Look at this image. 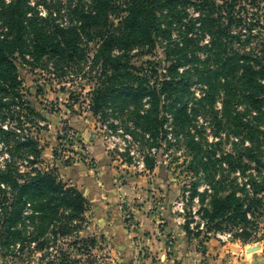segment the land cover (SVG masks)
Here are the masks:
<instances>
[{
	"label": "trees",
	"instance_id": "trees-1",
	"mask_svg": "<svg viewBox=\"0 0 264 264\" xmlns=\"http://www.w3.org/2000/svg\"><path fill=\"white\" fill-rule=\"evenodd\" d=\"M40 1L45 3L46 13L31 0H0L1 111L7 107L6 94L13 97L10 105H19L17 99L22 108L24 105L17 54L32 57L26 59L28 63L52 61L57 68L90 60L97 67L89 92L95 116L106 117L110 110H114L113 117L126 116L124 123H133L127 127L132 134L138 137L139 128L150 134L153 140L149 144H156L162 133L166 137L170 121L177 136L184 133L193 154L189 168L196 175L183 189L189 190V199L198 197L200 215L206 220L204 238H210L212 231L229 232L247 242L257 238L264 218V39L259 37L264 6L260 0ZM190 7L197 16L190 14ZM207 35L209 40L202 44ZM159 37L166 40L164 47L171 61L166 71L153 61L133 63V50L147 47L152 51ZM255 38V46L243 48ZM92 44L95 51L91 55ZM194 77L205 86L200 97L190 89ZM220 97L222 106L218 108ZM201 114H211L217 132L229 122L239 129L236 133L243 144L247 139L253 145H244L239 155L217 156L214 149L206 150V138L192 132L195 125L200 133L197 121ZM11 115L20 127L22 114ZM0 130L8 135L7 141L11 136L15 139L12 129ZM19 145L27 154L24 157L35 162L30 156L40 149L34 137H26ZM147 164L154 166L149 155ZM203 182L206 185L201 190ZM88 205L77 187L57 175L38 171L24 177L9 164L0 170V248L20 242L23 250L35 242L44 250L49 245L48 231L56 240L58 233L71 231L70 224L79 226L74 223ZM27 219L35 223L30 235L25 231ZM184 228L189 237L203 233L195 219L187 218ZM57 253L46 264H82L59 247Z\"/></svg>",
	"mask_w": 264,
	"mask_h": 264
},
{
	"label": "rangeland",
	"instance_id": "rangeland-1",
	"mask_svg": "<svg viewBox=\"0 0 264 264\" xmlns=\"http://www.w3.org/2000/svg\"><path fill=\"white\" fill-rule=\"evenodd\" d=\"M31 1L42 13L47 12L43 1ZM259 2L264 6V0ZM248 6L256 10L253 4ZM188 10L192 16L198 15L194 7ZM260 30L259 37L264 39V28ZM179 35L178 31L174 32L175 37ZM256 39L243 48L249 50L255 46ZM208 40L207 35L201 43ZM165 43L159 37L152 51L147 47L134 49L133 63L143 65L153 61L162 72L166 71L171 61L167 58ZM91 47L92 55L95 45ZM199 53L202 58L206 56L203 50ZM26 59L20 54L15 56L23 81V108L18 99L19 105L14 102L10 105L13 97L6 94L3 101L7 107L4 111L0 109V127L15 132V139L11 136L7 141L8 135L0 130V170L11 164L24 177L38 171L53 173L77 187L89 205L82 218L74 223L79 226L70 224L71 231L58 233L56 240L48 231L49 245L44 250L38 249L35 242L26 244L23 250L20 242L0 248V264H46L58 254V247L79 258L82 264H157L156 249H160L157 247L160 240L162 251L166 250L176 262L183 254L190 258L187 254L190 253L194 264H217L219 253L209 251L206 245L211 240L218 242L219 247H227L226 253L245 252L251 260L256 254L264 256V218L260 220L257 238L248 242L219 231H212L209 240L204 238L206 220L200 215L198 197L189 199V190L183 189L196 175L189 168L193 154L184 133L177 136L171 121L166 124V137L162 133L156 144H149L153 140L150 134L142 128L137 129L138 137L132 134V129L127 127L133 123H124L126 116L113 117L114 110L103 118L94 115L89 92L97 67L90 60L57 68L52 61L33 64ZM190 86L194 96L203 95L205 86L196 77ZM221 106L222 97L217 102V107ZM14 113L22 114L24 122L20 127L12 120ZM168 115L171 120V114ZM211 121V114H201L197 121L200 133L192 126V132L206 138V150L214 149L217 156L227 152L239 155L244 145H253L247 139L243 144L241 135L236 133L239 129L235 130L229 122L217 132ZM28 136L34 137L40 149L39 154L30 156L35 158L32 163L19 145ZM261 148L264 150V140ZM148 155L154 163L152 168L147 164ZM200 185L204 190L206 183ZM187 218L200 223L202 235H185ZM34 229V221L27 219L26 234L30 235ZM179 264L186 263L181 260Z\"/></svg>",
	"mask_w": 264,
	"mask_h": 264
},
{
	"label": "crops",
	"instance_id": "crops-1",
	"mask_svg": "<svg viewBox=\"0 0 264 264\" xmlns=\"http://www.w3.org/2000/svg\"><path fill=\"white\" fill-rule=\"evenodd\" d=\"M183 225V224H182ZM185 231V230H184ZM183 231V232H184ZM186 233V231L184 232ZM187 236V233L185 234ZM179 238H183V236L177 235ZM211 238V237H210ZM208 238V240L210 239ZM163 241L160 240L159 243L157 244V247H160V249H156V252H158V260L159 262L157 264H179L181 260H183V263L185 262L186 264H194L191 258V254L187 253L190 255V258H188L185 254L179 257V260L176 262V260H171V257L169 256L168 252L165 250V252L162 251L161 248H163ZM206 245H209V251H214L216 253H219V256L217 257L218 260L217 264H263L264 262V256H260L259 254H256L253 256L252 260L248 258L247 253L245 252H239V253H226L229 252L227 250V247H222L218 245V242L216 241H206ZM226 250V251H225Z\"/></svg>",
	"mask_w": 264,
	"mask_h": 264
}]
</instances>
